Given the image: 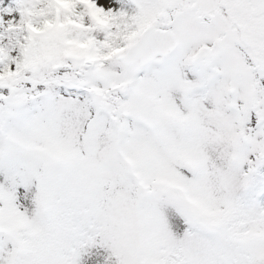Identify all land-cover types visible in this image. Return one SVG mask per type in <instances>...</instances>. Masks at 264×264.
<instances>
[{"label": "snow or ice", "instance_id": "1", "mask_svg": "<svg viewBox=\"0 0 264 264\" xmlns=\"http://www.w3.org/2000/svg\"><path fill=\"white\" fill-rule=\"evenodd\" d=\"M0 264H264V0H0Z\"/></svg>", "mask_w": 264, "mask_h": 264}]
</instances>
